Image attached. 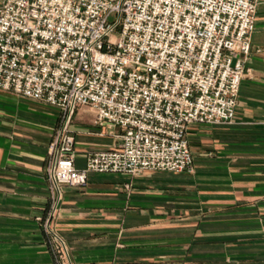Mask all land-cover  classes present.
I'll use <instances>...</instances> for the list:
<instances>
[{
  "label": "built area",
  "instance_id": "1",
  "mask_svg": "<svg viewBox=\"0 0 264 264\" xmlns=\"http://www.w3.org/2000/svg\"><path fill=\"white\" fill-rule=\"evenodd\" d=\"M255 16L253 0H0V90L58 111L50 209L36 218L54 264H73L52 225L63 187L90 174L192 172L188 128L233 121ZM80 108L120 135L76 169Z\"/></svg>",
  "mask_w": 264,
  "mask_h": 264
},
{
  "label": "crops",
  "instance_id": "2",
  "mask_svg": "<svg viewBox=\"0 0 264 264\" xmlns=\"http://www.w3.org/2000/svg\"><path fill=\"white\" fill-rule=\"evenodd\" d=\"M232 122L188 128L191 173L90 174L63 187L53 228L73 264H264V0ZM0 90V264H54L40 217L51 204L47 147L58 111ZM80 108L74 166L116 146L118 128ZM129 184V188L125 186Z\"/></svg>",
  "mask_w": 264,
  "mask_h": 264
},
{
  "label": "rangeland",
  "instance_id": "3",
  "mask_svg": "<svg viewBox=\"0 0 264 264\" xmlns=\"http://www.w3.org/2000/svg\"><path fill=\"white\" fill-rule=\"evenodd\" d=\"M46 107H49V106H46ZM46 109H49L50 111H53V110H55L54 108H52V107H49V108H46ZM84 109H86V108H84ZM76 113V112H75Z\"/></svg>",
  "mask_w": 264,
  "mask_h": 264
}]
</instances>
